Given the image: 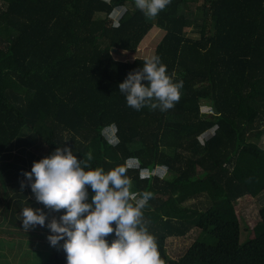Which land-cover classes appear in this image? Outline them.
Returning a JSON list of instances; mask_svg holds the SVG:
<instances>
[{
	"label": "trees",
	"instance_id": "obj_1",
	"mask_svg": "<svg viewBox=\"0 0 264 264\" xmlns=\"http://www.w3.org/2000/svg\"><path fill=\"white\" fill-rule=\"evenodd\" d=\"M154 30L152 57L183 80L181 98L166 112L136 111L119 84L146 59L122 57ZM263 134L264 0H171L154 19L134 0H0V172L6 161L25 165L37 137L52 154H91L92 169L132 157L141 169L164 168L141 176L124 166L133 192L152 193L143 213L164 264H264V203L242 242L234 210L243 195H264ZM192 229V243L170 260L167 238ZM105 239L111 245L115 233ZM63 243L43 264H67Z\"/></svg>",
	"mask_w": 264,
	"mask_h": 264
},
{
	"label": "clouds",
	"instance_id": "obj_2",
	"mask_svg": "<svg viewBox=\"0 0 264 264\" xmlns=\"http://www.w3.org/2000/svg\"><path fill=\"white\" fill-rule=\"evenodd\" d=\"M170 3L171 0H134L135 7L148 19H154ZM124 9L125 5L114 7L113 19ZM175 77V72L167 74V66L159 56H153L144 61L142 69L130 72L119 89L125 94L127 106L136 111L148 107L166 112L181 98L184 82H175ZM145 80L148 86L142 83ZM105 130L114 138L113 127ZM91 159L88 154L87 160L80 161L71 148L57 147L51 156L34 162L30 172H22L38 203L52 212L66 210L59 220L53 217L47 223L52 233L47 237L50 245L56 247L64 241L67 264H164L143 213L152 193L133 192L127 176L125 167L138 169L140 174L144 170L137 158H126L125 167L107 172L102 167L92 169ZM157 168L153 173L160 174ZM86 186L94 193L91 203L87 202ZM20 215L26 232L37 225L44 227L48 219L45 212L32 207L23 208ZM113 232L116 239L109 245L105 238Z\"/></svg>",
	"mask_w": 264,
	"mask_h": 264
},
{
	"label": "rangeland",
	"instance_id": "obj_3",
	"mask_svg": "<svg viewBox=\"0 0 264 264\" xmlns=\"http://www.w3.org/2000/svg\"><path fill=\"white\" fill-rule=\"evenodd\" d=\"M185 33L189 37L197 36V33L189 28H185ZM160 36V30L150 32L140 44L136 54L129 57L124 54V56L122 55L123 60H131L135 57L145 59L152 57L153 46ZM200 110L205 112L206 108L202 107ZM104 131L107 133L105 129ZM211 134L212 129L200 134L198 140L202 141ZM38 138L31 141V147H37L36 152H32L33 157H23L26 159L25 165L6 161L9 165L5 167L3 172H0V264H43L64 242L63 240L60 241L56 247L50 245L47 237L52 233L47 228V223L53 217L59 220V217L65 214L66 210L52 212L42 203H38L30 186H28L26 178L22 175V172L31 171L34 162H39L41 159L52 155ZM108 139L110 143H113L114 138L108 136ZM258 143L264 148V134ZM13 152L16 151L13 150ZM163 171L162 167L157 168V173L161 174ZM21 182L25 184L23 189L21 188ZM86 188L89 195L87 202L91 203V197L94 193L89 186H86ZM202 202L203 198L190 199L185 204L201 205ZM263 203L264 195L261 193L255 197L243 195L236 200L234 210L239 222L240 242L246 238L249 229L259 221V209ZM25 207L41 209L45 212L48 217L45 226L37 225L26 232L23 228L22 216L20 215ZM196 232L197 230L192 229L184 237L167 238L165 249L168 258L170 260L179 258L194 240Z\"/></svg>",
	"mask_w": 264,
	"mask_h": 264
},
{
	"label": "built area",
	"instance_id": "obj_4",
	"mask_svg": "<svg viewBox=\"0 0 264 264\" xmlns=\"http://www.w3.org/2000/svg\"><path fill=\"white\" fill-rule=\"evenodd\" d=\"M206 112L211 113V110L208 108V109L206 110ZM150 173H153V171H148L147 169H144V170L141 172V175H143V176H147V175L150 174Z\"/></svg>",
	"mask_w": 264,
	"mask_h": 264
},
{
	"label": "water",
	"instance_id": "obj_5",
	"mask_svg": "<svg viewBox=\"0 0 264 264\" xmlns=\"http://www.w3.org/2000/svg\"><path fill=\"white\" fill-rule=\"evenodd\" d=\"M110 52L111 53H116V51L114 50V48H110ZM119 54H121V53H119ZM212 113H213V115H217V112H216L215 109L212 111Z\"/></svg>",
	"mask_w": 264,
	"mask_h": 264
},
{
	"label": "crops",
	"instance_id": "obj_6",
	"mask_svg": "<svg viewBox=\"0 0 264 264\" xmlns=\"http://www.w3.org/2000/svg\"><path fill=\"white\" fill-rule=\"evenodd\" d=\"M9 251V250H8Z\"/></svg>",
	"mask_w": 264,
	"mask_h": 264
}]
</instances>
